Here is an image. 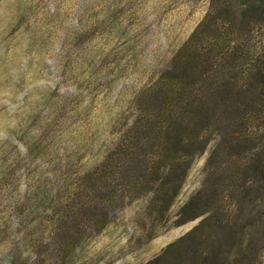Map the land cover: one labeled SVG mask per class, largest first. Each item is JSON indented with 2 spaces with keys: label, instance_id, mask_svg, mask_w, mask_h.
Listing matches in <instances>:
<instances>
[{
  "label": "rangeland",
  "instance_id": "374dc122",
  "mask_svg": "<svg viewBox=\"0 0 264 264\" xmlns=\"http://www.w3.org/2000/svg\"><path fill=\"white\" fill-rule=\"evenodd\" d=\"M0 264H264V0H0Z\"/></svg>",
  "mask_w": 264,
  "mask_h": 264
},
{
  "label": "trees",
  "instance_id": "16d2710c",
  "mask_svg": "<svg viewBox=\"0 0 264 264\" xmlns=\"http://www.w3.org/2000/svg\"><path fill=\"white\" fill-rule=\"evenodd\" d=\"M194 231H195V229L193 230V231H191L188 235H191V234H193L194 233Z\"/></svg>",
  "mask_w": 264,
  "mask_h": 264
}]
</instances>
